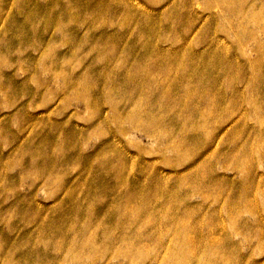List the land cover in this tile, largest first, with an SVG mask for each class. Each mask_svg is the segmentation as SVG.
<instances>
[{"label": "rangeland", "instance_id": "rangeland-1", "mask_svg": "<svg viewBox=\"0 0 264 264\" xmlns=\"http://www.w3.org/2000/svg\"><path fill=\"white\" fill-rule=\"evenodd\" d=\"M0 264H264V0H0Z\"/></svg>", "mask_w": 264, "mask_h": 264}, {"label": "bare ground", "instance_id": "bare-ground-1", "mask_svg": "<svg viewBox=\"0 0 264 264\" xmlns=\"http://www.w3.org/2000/svg\"><path fill=\"white\" fill-rule=\"evenodd\" d=\"M54 66H55V65L53 64L52 66H50V68L52 69V68H54ZM75 220H76V218H75Z\"/></svg>", "mask_w": 264, "mask_h": 264}]
</instances>
